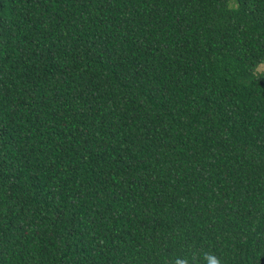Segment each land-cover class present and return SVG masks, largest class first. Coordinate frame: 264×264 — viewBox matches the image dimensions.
I'll return each mask as SVG.
<instances>
[{
	"label": "trees",
	"instance_id": "trees-1",
	"mask_svg": "<svg viewBox=\"0 0 264 264\" xmlns=\"http://www.w3.org/2000/svg\"><path fill=\"white\" fill-rule=\"evenodd\" d=\"M264 0H0V264H264Z\"/></svg>",
	"mask_w": 264,
	"mask_h": 264
},
{
	"label": "rangeland",
	"instance_id": "rangeland-1",
	"mask_svg": "<svg viewBox=\"0 0 264 264\" xmlns=\"http://www.w3.org/2000/svg\"><path fill=\"white\" fill-rule=\"evenodd\" d=\"M256 74H264V62L261 63L257 68H256Z\"/></svg>",
	"mask_w": 264,
	"mask_h": 264
}]
</instances>
